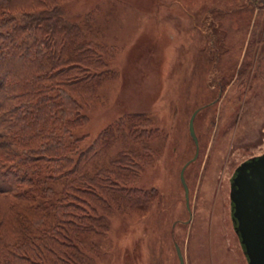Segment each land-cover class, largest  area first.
<instances>
[{"label": "rangeland", "instance_id": "obj_1", "mask_svg": "<svg viewBox=\"0 0 264 264\" xmlns=\"http://www.w3.org/2000/svg\"><path fill=\"white\" fill-rule=\"evenodd\" d=\"M55 5L105 71L65 142L81 139L75 159L96 148L87 173L112 196L114 171L132 176L125 201L106 200V227L80 237L79 264H179L175 245L185 264H248L229 195L264 153V0Z\"/></svg>", "mask_w": 264, "mask_h": 264}, {"label": "trees", "instance_id": "obj_2", "mask_svg": "<svg viewBox=\"0 0 264 264\" xmlns=\"http://www.w3.org/2000/svg\"><path fill=\"white\" fill-rule=\"evenodd\" d=\"M52 5L0 0V264H79L80 237L106 227L113 194L87 173L96 148L75 159L81 139L65 142L86 121L104 63ZM119 170L115 203L132 177Z\"/></svg>", "mask_w": 264, "mask_h": 264}, {"label": "water", "instance_id": "obj_3", "mask_svg": "<svg viewBox=\"0 0 264 264\" xmlns=\"http://www.w3.org/2000/svg\"><path fill=\"white\" fill-rule=\"evenodd\" d=\"M193 118L190 133L193 131ZM184 169V168H183ZM181 180L188 198V188ZM230 201L234 229L243 247L248 264H264V153L242 162L230 183ZM179 264H185L178 245H175Z\"/></svg>", "mask_w": 264, "mask_h": 264}]
</instances>
